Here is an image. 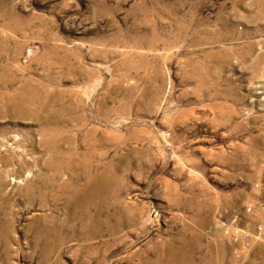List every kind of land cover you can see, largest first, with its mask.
<instances>
[{
	"label": "rangeland",
	"instance_id": "374dc122",
	"mask_svg": "<svg viewBox=\"0 0 264 264\" xmlns=\"http://www.w3.org/2000/svg\"><path fill=\"white\" fill-rule=\"evenodd\" d=\"M261 199L264 0H0V264H264Z\"/></svg>",
	"mask_w": 264,
	"mask_h": 264
},
{
	"label": "built area",
	"instance_id": "2783aa9c",
	"mask_svg": "<svg viewBox=\"0 0 264 264\" xmlns=\"http://www.w3.org/2000/svg\"><path fill=\"white\" fill-rule=\"evenodd\" d=\"M256 205L259 209H261L264 212V199L259 200ZM248 209H250V208H248ZM236 234H237V236L240 234L239 230H238V233H236ZM252 236L254 238H256L257 240L264 241V217H263V220H261L257 224L255 230L253 231Z\"/></svg>",
	"mask_w": 264,
	"mask_h": 264
}]
</instances>
